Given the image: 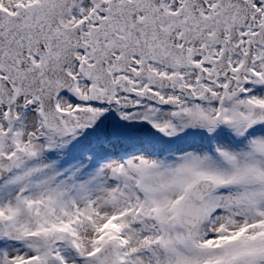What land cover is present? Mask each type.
<instances>
[{"label":"snow or ice","instance_id":"snow-or-ice-1","mask_svg":"<svg viewBox=\"0 0 264 264\" xmlns=\"http://www.w3.org/2000/svg\"><path fill=\"white\" fill-rule=\"evenodd\" d=\"M0 264H264V0H0Z\"/></svg>","mask_w":264,"mask_h":264}]
</instances>
